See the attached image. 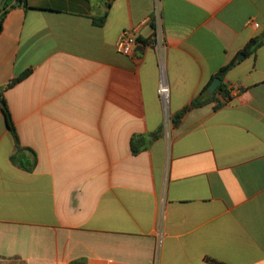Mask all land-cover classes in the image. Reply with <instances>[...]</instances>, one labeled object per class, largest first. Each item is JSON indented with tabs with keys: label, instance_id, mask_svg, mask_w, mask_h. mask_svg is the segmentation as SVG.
Masks as SVG:
<instances>
[{
	"label": "crops",
	"instance_id": "crops-1",
	"mask_svg": "<svg viewBox=\"0 0 264 264\" xmlns=\"http://www.w3.org/2000/svg\"><path fill=\"white\" fill-rule=\"evenodd\" d=\"M156 3L166 105L148 21ZM29 6L5 19L0 87L31 70L5 97L37 164L12 162L0 112V264H264V46L246 52L264 32V0ZM133 28L140 47L123 56L116 43ZM232 62L228 101L216 90L175 128L170 118ZM161 130L132 153L133 136Z\"/></svg>",
	"mask_w": 264,
	"mask_h": 264
},
{
	"label": "trees",
	"instance_id": "trees-1",
	"mask_svg": "<svg viewBox=\"0 0 264 264\" xmlns=\"http://www.w3.org/2000/svg\"><path fill=\"white\" fill-rule=\"evenodd\" d=\"M86 3H90V0H82ZM16 8H23L25 10L31 9L29 6V0H3L0 8V35L3 32V25L5 22V19L9 13L10 10L16 9ZM106 16H103L100 19L95 20L96 26L102 27L106 22ZM264 46V32L261 34V36L253 39L250 44L248 45L246 52L247 53H254L257 51L260 47ZM236 62H232L226 67L222 68L219 73L216 74V76L213 78L212 82L219 78L221 80V84L219 85L217 91L221 92L223 94V98L228 101L229 95L226 85L223 83L225 75L235 66ZM31 75V70H28L21 75H19L16 79L12 80L10 84L4 87H0V112L3 113L5 116V120L7 123V127L14 139L15 142V154L12 156L11 160L12 162L25 169L26 171H33L36 164H37V158L36 154L30 150L29 148L23 147L21 144V141L19 139L17 130L15 128V125L12 120L11 112L9 110L7 100L5 97V93L17 85L18 83L22 82L23 80L27 79ZM210 86V85H209ZM208 87H206L201 94L192 102V104L185 108L183 111L175 114L170 118L171 123L175 128H178L186 115V113L189 110L201 108L207 104H210L212 102H215L216 94L213 96L209 95ZM222 102L217 101L216 108H220L222 106ZM163 135V131L157 132L155 134L142 136V135H135L131 139V150L134 155H138L146 150H148L151 145L160 139ZM5 258L0 256V260H3ZM213 264H223L219 262H212ZM71 264H85L84 261H74Z\"/></svg>",
	"mask_w": 264,
	"mask_h": 264
},
{
	"label": "built area",
	"instance_id": "built-area-1",
	"mask_svg": "<svg viewBox=\"0 0 264 264\" xmlns=\"http://www.w3.org/2000/svg\"><path fill=\"white\" fill-rule=\"evenodd\" d=\"M153 27V39L155 41V49L158 53L160 68H161V82L158 89V94L161 98V101L166 105L170 96V88L166 79L165 73V52H166V43L163 35L162 29V14L161 8L158 3L155 4L152 15L148 20ZM251 24L255 25V27H259L257 23L251 22ZM139 28H133L130 30L124 31L117 43L116 49L119 54L123 56H132L135 47L138 45V37Z\"/></svg>",
	"mask_w": 264,
	"mask_h": 264
},
{
	"label": "water",
	"instance_id": "water-1",
	"mask_svg": "<svg viewBox=\"0 0 264 264\" xmlns=\"http://www.w3.org/2000/svg\"><path fill=\"white\" fill-rule=\"evenodd\" d=\"M140 45H138V49H139ZM137 50H135L136 52ZM221 84V80L219 78H216L212 84L209 86L208 88V92L210 96H213L216 92V90L218 89L219 85Z\"/></svg>",
	"mask_w": 264,
	"mask_h": 264
},
{
	"label": "rangeland",
	"instance_id": "rangeland-1",
	"mask_svg": "<svg viewBox=\"0 0 264 264\" xmlns=\"http://www.w3.org/2000/svg\"><path fill=\"white\" fill-rule=\"evenodd\" d=\"M169 122V118H167V123Z\"/></svg>",
	"mask_w": 264,
	"mask_h": 264
}]
</instances>
